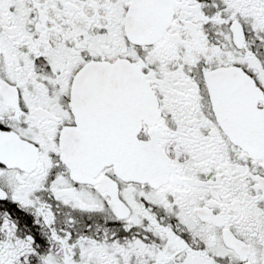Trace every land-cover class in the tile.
Returning a JSON list of instances; mask_svg holds the SVG:
<instances>
[{
    "label": "snow or ice",
    "instance_id": "snow-or-ice-1",
    "mask_svg": "<svg viewBox=\"0 0 264 264\" xmlns=\"http://www.w3.org/2000/svg\"><path fill=\"white\" fill-rule=\"evenodd\" d=\"M0 264H264V0H0Z\"/></svg>",
    "mask_w": 264,
    "mask_h": 264
}]
</instances>
